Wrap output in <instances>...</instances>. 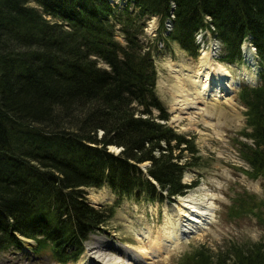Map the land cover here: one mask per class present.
<instances>
[{
	"label": "trees",
	"instance_id": "1",
	"mask_svg": "<svg viewBox=\"0 0 264 264\" xmlns=\"http://www.w3.org/2000/svg\"><path fill=\"white\" fill-rule=\"evenodd\" d=\"M113 7L108 0H0V253L25 238L37 256L76 262L114 214V206H90L83 188L174 202L196 186L182 183L197 150L166 123L151 47L171 41L197 58V31L212 28L222 63L242 61L246 37L256 50L263 81L240 86L248 129L241 134L251 144L240 142L239 152L246 174L263 179L264 194V0H127L118 15ZM145 15L160 17L161 28L170 19L171 30L141 41L136 17ZM254 198L245 195L232 213L261 218L264 199ZM181 264H264V238L215 259L199 250Z\"/></svg>",
	"mask_w": 264,
	"mask_h": 264
},
{
	"label": "rangeland",
	"instance_id": "2",
	"mask_svg": "<svg viewBox=\"0 0 264 264\" xmlns=\"http://www.w3.org/2000/svg\"><path fill=\"white\" fill-rule=\"evenodd\" d=\"M108 1L112 7L114 6L117 15L121 11L119 8L122 7L120 6L127 5V0ZM27 4L37 7L33 2H27ZM129 9L133 10L132 19H134L133 16L138 10L134 9L131 4ZM125 18L126 16H124ZM112 22L115 21L112 19ZM114 24L116 39L124 45L125 41L120 32V26L117 23ZM139 24H143L144 27L139 38L141 41L152 39L150 44L159 37L160 33L164 36L171 30L167 26L168 19L161 28L160 17L156 16L136 17L135 25L138 26ZM209 31L211 32L210 29ZM207 32L205 30L203 33L209 35L205 38V51H209L213 45L219 47L217 57L213 56L215 52H210L214 62H212L213 66L216 68L215 63L218 62L217 64L227 67L235 82L232 95L227 96L224 102L202 100L194 90L190 75L194 76L195 72L200 69L199 53L197 58H193L176 43L158 40L151 47V56L157 74L155 93L169 114L166 123L176 133L191 138L197 150V160L195 161L197 165L186 169L182 177V183L191 184L196 180L197 184L189 189L185 196L194 193L198 202L205 199L212 202L214 216L206 229L186 236L179 244L168 251H163L160 257L147 264H181L185 255H193L199 250L207 251L211 258L215 259L216 255L226 252L231 245L243 247L248 243L258 242L264 238V213L261 218H258L251 212L235 215L231 211L237 201L245 198L247 194L253 195L257 201L264 199L263 179L260 176L252 178L246 174V171L249 170L248 165L239 152L240 142L251 144V141L241 134L248 129L245 125L246 109L238 100V92L242 84L249 86L262 84L259 60L251 40L246 37L240 46L242 56L240 63L226 64L220 62L219 60L225 51L216 35L213 36ZM197 35L198 33L194 35L195 45L199 43L197 42ZM198 46L200 44L197 45V48ZM243 47L250 52V57L255 61L254 66L251 61L244 62ZM197 52H199L198 49ZM98 66L106 67L100 61ZM181 87L187 89L186 93H189V98L200 103L201 109H188L187 114L183 112L176 119V96ZM156 115L157 112L154 111V116ZM108 150L115 155L120 151L116 147H109ZM148 165V163H144L141 168L144 170ZM83 191L88 204L94 208L114 206V214L100 230L89 236L85 245L95 242L96 237L102 238L113 246V248L105 250L106 254L110 256L115 254L126 260L137 257L139 260L137 264H146V262L141 261L142 257L138 253V248L150 250L151 243L155 241V236L162 231L168 222L167 213L173 214V210L179 204V199L184 197H175L174 202H169L167 199L162 201L146 200L144 195L119 198L106 185L100 188L86 187L83 188ZM138 235L147 237L148 240L140 241L137 238ZM30 241L35 244L33 240ZM26 242H21L18 248L12 247L1 252L0 264H57L47 252L37 256L34 253L35 245L32 246L31 243ZM86 262H88L87 264H98L88 260L85 246L78 260L68 264H86Z\"/></svg>",
	"mask_w": 264,
	"mask_h": 264
},
{
	"label": "bare ground",
	"instance_id": "3",
	"mask_svg": "<svg viewBox=\"0 0 264 264\" xmlns=\"http://www.w3.org/2000/svg\"><path fill=\"white\" fill-rule=\"evenodd\" d=\"M242 50L244 53V62L251 61V64L254 66L255 61L250 57V52L245 47H243ZM210 52V50L202 52L200 57V69L195 72L194 76L190 75V79L193 82V88L197 92V95H199V98L201 97L202 100L205 99L208 101L224 102L227 96L233 92L235 82L227 67L222 64H217V61H215L217 62L215 63L217 67L215 68L213 66L214 62L211 59L212 53ZM186 92L187 89L185 90L183 87L177 91L178 94L176 96L177 100L175 106L176 119H178L183 112L187 114L189 111L188 109H201L200 103L189 98V93ZM167 215L168 222L163 227L162 231L155 236V241L151 243L150 250H146L142 247L138 248V253L142 257L141 261L146 262V264L160 257L163 251H168L170 248L179 244L186 236L206 229L212 222L214 216L213 204L207 199L198 202L194 193H190L179 199V204L173 210V214L167 213ZM137 238L140 241L148 240L147 237L142 235H138ZM94 241L95 242L85 245L86 257L89 261H95L98 264L139 263L137 257H131V259L126 260L115 254L113 256L106 254V249L113 248L107 240L96 237ZM132 260H134V262H132ZM87 263L88 262H86V264Z\"/></svg>",
	"mask_w": 264,
	"mask_h": 264
},
{
	"label": "built area",
	"instance_id": "4",
	"mask_svg": "<svg viewBox=\"0 0 264 264\" xmlns=\"http://www.w3.org/2000/svg\"><path fill=\"white\" fill-rule=\"evenodd\" d=\"M171 18H173V16L171 15ZM167 26L170 28V22H168V24H167ZM211 30H212V28H211ZM210 32L209 30H206V32ZM205 32V30L204 31H199L198 32V35L196 36V38H197V42H199L198 44H200V50L201 51H204L205 49H204V44H205V38H207L209 35L208 34H206V35H204L203 33ZM207 32V33H208ZM211 33V32H210ZM212 34V33H211ZM250 39V38H249ZM253 46V45H252ZM255 49V48H254ZM218 50H219V47L217 46H214L213 45V47L211 48V51L212 52H215L214 53V57H217V54H218ZM255 51V50H254Z\"/></svg>",
	"mask_w": 264,
	"mask_h": 264
},
{
	"label": "water",
	"instance_id": "5",
	"mask_svg": "<svg viewBox=\"0 0 264 264\" xmlns=\"http://www.w3.org/2000/svg\"><path fill=\"white\" fill-rule=\"evenodd\" d=\"M21 241H22V242H23V241H24V242L28 241L27 243H31L30 245H32V246L35 245V244L32 243V241H30V239L21 238Z\"/></svg>",
	"mask_w": 264,
	"mask_h": 264
}]
</instances>
